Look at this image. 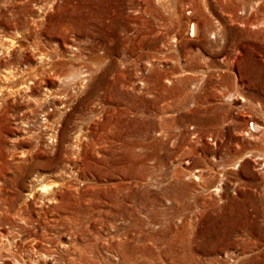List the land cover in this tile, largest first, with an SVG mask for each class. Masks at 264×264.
<instances>
[{"label":"rangeland","instance_id":"374dc122","mask_svg":"<svg viewBox=\"0 0 264 264\" xmlns=\"http://www.w3.org/2000/svg\"><path fill=\"white\" fill-rule=\"evenodd\" d=\"M0 264H264V0H0Z\"/></svg>","mask_w":264,"mask_h":264}]
</instances>
